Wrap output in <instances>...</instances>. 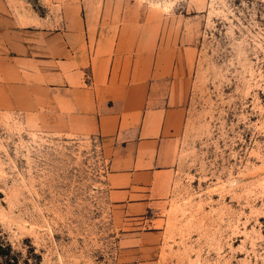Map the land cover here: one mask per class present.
I'll use <instances>...</instances> for the list:
<instances>
[{
    "label": "rangeland",
    "instance_id": "374dc122",
    "mask_svg": "<svg viewBox=\"0 0 264 264\" xmlns=\"http://www.w3.org/2000/svg\"><path fill=\"white\" fill-rule=\"evenodd\" d=\"M177 5L196 57L166 202L127 214L102 137L0 107V264H264V0Z\"/></svg>",
    "mask_w": 264,
    "mask_h": 264
},
{
    "label": "crops",
    "instance_id": "0c3cea01",
    "mask_svg": "<svg viewBox=\"0 0 264 264\" xmlns=\"http://www.w3.org/2000/svg\"><path fill=\"white\" fill-rule=\"evenodd\" d=\"M183 10L177 0H0V107L102 137L108 195L127 214L172 190L196 57L170 30Z\"/></svg>",
    "mask_w": 264,
    "mask_h": 264
}]
</instances>
